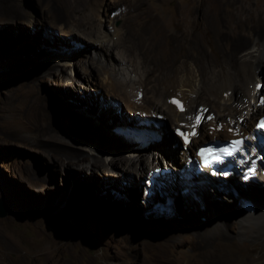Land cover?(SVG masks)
<instances>
[{
    "label": "bare ground",
    "instance_id": "bare-ground-1",
    "mask_svg": "<svg viewBox=\"0 0 264 264\" xmlns=\"http://www.w3.org/2000/svg\"><path fill=\"white\" fill-rule=\"evenodd\" d=\"M42 1L44 9L39 21L43 24L35 23L32 9L22 0H11L13 4L9 8L0 3V11L9 13L16 22H23L35 28L42 26L43 29V25L46 24L50 30L46 29V32L43 30L41 40L48 45L47 47H54L56 42L53 43L54 39L58 40L53 32H62L67 36L78 34L84 37L92 43L96 51L94 54H80L81 58L78 60L80 64L77 65L72 60L75 55L63 53L64 55L58 56L57 60L53 58L44 66L48 70L59 69L64 74H69L70 71V76L73 74L78 81L87 80L93 89V93L87 90L89 93L87 92L86 101L75 92L69 93L65 88L58 89L57 92L63 94L66 99L72 98L74 100H70L72 104L79 106L87 116L97 121L114 136L121 135L115 129L116 126L135 124L136 127L152 129L155 136H149L152 138L151 142L161 143L158 149L154 147L152 150L156 151L157 155L142 153L138 146L127 139L103 144L104 138L98 137L99 131L98 136H95L93 131L83 132L86 128L91 130V127L85 126L81 120H73L75 117H72L71 113L64 112L61 125L57 128L50 126L45 128L47 133L52 135L55 132L59 137L64 138L59 142L54 140L46 144L44 151L46 159H44L47 163L48 175L52 171L77 167L80 161H88V165H83L82 170L93 173H97L104 165H110L112 166L110 171L104 170L109 174L106 181L96 179L89 181L83 174L74 171V177L77 178L76 185L84 187L86 191L95 189L99 193L107 194V197L111 195L110 199L112 197L124 203L126 207L128 205V208H132L135 205L132 201L135 196L133 188L137 186L138 179H142L143 176L148 177L147 171L160 165L161 158L163 163L167 161L172 169L162 177L163 183L160 185L154 183L151 188L159 196L154 200L167 202V205L175 207L178 202L180 208L188 211L210 207L225 211L231 208L228 206L229 203L241 204L238 200L248 199L258 193L264 194L263 189L257 184L246 187L243 182H239L240 178L233 179L236 174L234 172L227 174V181L222 182L223 179L210 177L203 170L194 172L188 177L179 175L178 170L181 166L180 161L190 157L195 146L206 138H227L241 135L243 132L248 133L256 123V119L264 116V103L261 102L264 101V86L261 80L264 79V0H260L262 12L257 23L252 27H243L241 22V25H235L237 30L232 33H224L223 9L226 3L232 1L238 3L241 0H199L196 3L197 16L187 25L190 39L197 42L201 52V58L198 56L194 59L191 56L178 58L175 51L168 46L167 39L170 36L168 26L159 6L151 1L150 3L146 0ZM121 4H124V14L121 23L116 24V18H111L115 12L112 8L116 6L117 10ZM229 25L231 26V23ZM110 26L114 28L113 32L110 31ZM36 41L40 39L33 37L29 43L34 46ZM134 41L142 47L146 46L147 49L152 47L157 50L159 57L151 61L140 48H136ZM104 56L109 64L102 59ZM79 83L81 82L76 83L77 91L83 93L84 90L81 91L78 86L86 87ZM95 93H98V97ZM27 100L33 107L42 110L47 117L44 111L45 101L39 95L36 83L30 85ZM173 100H178L183 105V110L172 103ZM117 108L120 110L117 111ZM61 109L66 111L64 106H61ZM197 117H200L199 122ZM167 119L171 123L170 127L178 129V136L182 138V141L178 139V146L174 148L165 147L164 144L166 140L172 139L167 135L169 132L165 130L163 124ZM180 133L185 135L182 136ZM124 136L134 140L143 149L147 146L141 145L130 134ZM185 136L188 139L187 143ZM189 140L193 142L189 144ZM170 145H173L172 141ZM257 168L258 166L251 177H255ZM122 179L133 181V185L126 186ZM32 180L34 184L39 182L37 178ZM210 181L214 182L211 184L212 191L216 194H219L217 192L220 189L226 191L229 194L225 198L230 201L217 200L214 195L205 192V183ZM165 197H172L174 200L167 201ZM153 198L151 194L147 195L145 204H151L149 200ZM101 204L104 205L102 202ZM93 205L98 207L99 202H94ZM142 211L143 209L138 215ZM239 217L248 224L264 221V203L250 200L243 206ZM186 225L193 227L189 223ZM164 227L171 229L173 226ZM234 227L235 221L221 219L212 225V230L219 233L217 241L211 242L197 237L196 243L205 247L235 245L231 243L235 239L231 233ZM244 229L245 226H240L238 233L243 234ZM256 236L264 237V230ZM217 255L220 259L233 258L229 252L226 254L219 252Z\"/></svg>",
    "mask_w": 264,
    "mask_h": 264
},
{
    "label": "rangeland",
    "instance_id": "rangeland-1",
    "mask_svg": "<svg viewBox=\"0 0 264 264\" xmlns=\"http://www.w3.org/2000/svg\"><path fill=\"white\" fill-rule=\"evenodd\" d=\"M22 1L32 9L35 23H42L39 20L44 9L43 1ZM146 1L159 6L169 29L168 46L175 51L178 58H201L197 42L190 39L187 32V25L197 16L196 3L199 0ZM232 2L226 3L225 10L223 9L224 33L235 32V25L241 22L243 27H252L257 23L262 12L260 0H241L239 4ZM0 3L6 8L13 4L11 0H0ZM120 6L117 10L116 6L112 8L115 12L111 18H116V24L121 23L124 14V4ZM0 20V207L7 212L0 216V264H264V237L256 236L264 230V221L248 224L239 217L243 206L250 200L264 203V194L258 193L248 199L238 200L241 204L229 203L231 210L219 211L210 207L188 211L180 208L178 202L174 207L167 205V202L154 200L158 196L155 191L152 193L154 198L149 200L151 204H145L147 195L144 194V178L147 176H143L138 179V187H132L135 195L132 199L135 202L132 209L112 197L110 199L111 195L107 197V194L99 193L95 189L86 191L83 186L81 188L76 185L74 171L83 174L89 181H106L109 174L104 170L110 171V165H104L97 173H93L82 170L83 165H88V161H80L77 167L52 171L48 175L44 156L46 144L54 140L59 142L64 138L55 132L52 135L47 133L45 128H57L61 125L64 112L71 113V116L75 117L73 120H81L85 126L91 127V130L86 128L83 132L93 131V134L98 136L99 131L98 137L104 138L103 144L116 143L119 139L128 137L124 134L114 136L87 116L79 106L72 104V98L66 99L63 94L57 92L58 89L65 88L69 93L75 92L86 101L87 92L93 90L87 80L78 81L73 74L70 76V71L69 74H64L59 69L48 70L44 67L53 58L57 60L58 56L64 54L75 55L72 60L77 65L80 54L96 52L90 41L78 34L67 36L62 32H53L58 40L54 39V47H47L41 40L43 30H50L46 24L43 29L42 26L37 29L29 24L16 22L9 13L1 11ZM109 29L114 31L111 26ZM44 36L46 38L45 34ZM33 37L40 39L34 46L29 43ZM134 42L136 48H140L151 61L159 57L157 50L152 47L147 49L146 46L142 47ZM102 59L108 62L105 56ZM261 80L264 86V79ZM75 82H81L79 84L86 88H78L86 93H79ZM33 83L38 85V93L45 101L44 111L47 117L42 110L36 109L27 100L29 87ZM95 94L97 96L98 93ZM61 106H64L66 111L62 110ZM119 110L120 108H117V111ZM163 124L173 144L170 145V139L166 140L165 147H177L178 139L182 141L178 136V129L170 127L168 119L164 120ZM208 139L212 138H206L204 141ZM129 141L138 146L142 153L157 155L156 151H152L154 147H150V144L143 149L134 140ZM192 142L193 140H189V144ZM155 148L158 149V146ZM160 162L163 164L161 158ZM240 172L238 171L233 179L239 180ZM32 178L39 179V182L34 184ZM220 179H223L222 182L227 181L226 178ZM121 181L126 186L133 185V181L127 179ZM212 183L214 182L205 183V192L214 195L217 200L230 201L225 198L229 194L226 191L220 189L217 192L219 194L213 192ZM243 184L246 187L257 184L264 191V166H258L255 177ZM168 198L174 200L172 197H167L166 200ZM94 202H99V206L93 205ZM142 209V213L138 215ZM224 218L235 221V227L232 229L234 233L230 230L235 236L231 243L235 245H197V237L211 242L217 241L219 233L212 230V225ZM187 223L193 227L190 228ZM169 225L173 227H164ZM242 225L245 229L240 235L238 232ZM219 252H229L233 258L220 259L217 257ZM214 257L216 258L212 259Z\"/></svg>",
    "mask_w": 264,
    "mask_h": 264
},
{
    "label": "snow or ice",
    "instance_id": "snow-or-ice-1",
    "mask_svg": "<svg viewBox=\"0 0 264 264\" xmlns=\"http://www.w3.org/2000/svg\"><path fill=\"white\" fill-rule=\"evenodd\" d=\"M262 103H264V101H261ZM172 103L176 104L180 110H183V105L178 101V100H173ZM210 118V117H209ZM200 117H197V122H199ZM261 127H264V121L261 122ZM180 135L184 136V133H180ZM192 135H195V133H192ZM188 142L187 136H185V143ZM242 143L241 141H236L233 142L234 147L239 146V144ZM225 152H227L228 150L225 149ZM202 156H205V165L207 166L209 163H211V160L209 159L210 156H213L214 154L211 153V150H208V153L206 154L204 151L201 152Z\"/></svg>",
    "mask_w": 264,
    "mask_h": 264
},
{
    "label": "water",
    "instance_id": "water-1",
    "mask_svg": "<svg viewBox=\"0 0 264 264\" xmlns=\"http://www.w3.org/2000/svg\"><path fill=\"white\" fill-rule=\"evenodd\" d=\"M6 213V210L0 207V216H4Z\"/></svg>",
    "mask_w": 264,
    "mask_h": 264
},
{
    "label": "trees",
    "instance_id": "trees-1",
    "mask_svg": "<svg viewBox=\"0 0 264 264\" xmlns=\"http://www.w3.org/2000/svg\"><path fill=\"white\" fill-rule=\"evenodd\" d=\"M127 140H130V139H127ZM160 144H161V143H160ZM160 144H159V145H160ZM164 144H166V141H165V143H164Z\"/></svg>",
    "mask_w": 264,
    "mask_h": 264
},
{
    "label": "clouds",
    "instance_id": "clouds-1",
    "mask_svg": "<svg viewBox=\"0 0 264 264\" xmlns=\"http://www.w3.org/2000/svg\"><path fill=\"white\" fill-rule=\"evenodd\" d=\"M240 182H242V181L240 180Z\"/></svg>",
    "mask_w": 264,
    "mask_h": 264
}]
</instances>
